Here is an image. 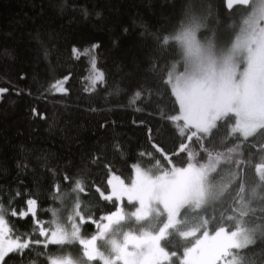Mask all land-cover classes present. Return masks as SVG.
<instances>
[{
	"label": "trees",
	"instance_id": "obj_1",
	"mask_svg": "<svg viewBox=\"0 0 264 264\" xmlns=\"http://www.w3.org/2000/svg\"><path fill=\"white\" fill-rule=\"evenodd\" d=\"M252 2L227 12L224 0H0V217L25 242L0 264L62 256L66 245L46 237L71 202L101 220L117 205L103 197L110 173L128 181L133 166L181 167L185 143L210 164L209 198L179 211L160 248L171 264H188L206 231L215 264H264V127L243 138L227 115L195 134L177 119L168 82L183 59L178 33L203 23L230 46Z\"/></svg>",
	"mask_w": 264,
	"mask_h": 264
},
{
	"label": "rangeland",
	"instance_id": "obj_2",
	"mask_svg": "<svg viewBox=\"0 0 264 264\" xmlns=\"http://www.w3.org/2000/svg\"><path fill=\"white\" fill-rule=\"evenodd\" d=\"M249 13L230 46L203 23L176 36L183 59L173 63L168 82L179 107L177 119L195 134H207L227 115H233V130L243 138L264 127V0H253ZM181 151L187 157L181 167L156 171L133 166L128 181L110 173L103 197L117 205L101 220L84 218L78 202H71L48 230L46 244L66 245L49 264H171L172 254L160 248L161 238L176 225L183 207L200 208L209 198L205 166L210 164L197 163L198 150L191 143ZM162 213L165 222L153 233L150 227ZM87 223L95 231L87 232ZM24 245L8 235L0 217V263ZM191 251L188 264H215L216 238L204 231Z\"/></svg>",
	"mask_w": 264,
	"mask_h": 264
},
{
	"label": "water",
	"instance_id": "obj_3",
	"mask_svg": "<svg viewBox=\"0 0 264 264\" xmlns=\"http://www.w3.org/2000/svg\"><path fill=\"white\" fill-rule=\"evenodd\" d=\"M251 0H224V7L227 12H230L234 7L241 6L246 7L250 4ZM27 205V215L31 218L36 217L37 208L34 204H29L26 202Z\"/></svg>",
	"mask_w": 264,
	"mask_h": 264
},
{
	"label": "flooded vegetation",
	"instance_id": "obj_4",
	"mask_svg": "<svg viewBox=\"0 0 264 264\" xmlns=\"http://www.w3.org/2000/svg\"><path fill=\"white\" fill-rule=\"evenodd\" d=\"M260 24H262V23H260Z\"/></svg>",
	"mask_w": 264,
	"mask_h": 264
}]
</instances>
